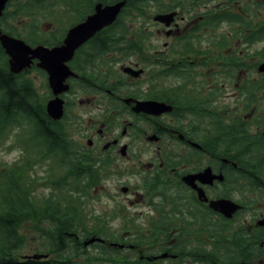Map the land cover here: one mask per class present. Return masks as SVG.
<instances>
[{
    "label": "flooded vegetation",
    "instance_id": "flooded-vegetation-1",
    "mask_svg": "<svg viewBox=\"0 0 264 264\" xmlns=\"http://www.w3.org/2000/svg\"><path fill=\"white\" fill-rule=\"evenodd\" d=\"M16 2L6 4L0 18L2 34L31 48L63 43L71 27L52 46L47 42L53 33L32 44L9 34V27L20 26L4 19ZM187 8V12L178 7L157 13H176L168 28L151 19L154 26L163 27L164 37L97 36L109 26L75 50L66 63L74 75L66 78L68 90L60 95L63 118L71 124L67 140L72 154L99 171L98 185L110 184L121 193V198H112L121 206L118 214H108L125 222L114 234L130 239L126 250L132 258L148 264H211L213 237L223 236L222 244L235 251L237 264H264V150L256 160L262 161L260 165L248 155L253 149L212 148L210 129L213 107H224L218 106V99L226 86L237 94L242 82L253 80L254 90L260 88L264 0H211ZM231 9L247 11L245 29L241 27L238 37H213L207 25ZM115 40L140 41L141 52L137 47L112 45ZM0 51L7 72L18 81H29L37 91L45 89L47 101L53 98L37 59L13 74L1 45ZM254 70L257 77H249ZM216 86L220 94L214 97ZM238 97L242 104L243 95ZM148 103L164 107L150 114L145 111ZM188 178L194 187L185 182ZM199 191L207 201L199 199ZM219 199L240 209L230 218L216 213L209 202ZM137 237L143 238L141 245Z\"/></svg>",
    "mask_w": 264,
    "mask_h": 264
},
{
    "label": "trees",
    "instance_id": "trees-1",
    "mask_svg": "<svg viewBox=\"0 0 264 264\" xmlns=\"http://www.w3.org/2000/svg\"><path fill=\"white\" fill-rule=\"evenodd\" d=\"M117 1L120 0H17L12 6L14 10L6 13L4 19L20 24L18 28L9 27V34L32 44L46 38L38 27L39 23L48 21L58 27H64L65 24V32L91 14L95 4L106 5ZM210 1L126 0L113 25L97 36L117 39L150 37L145 28L146 21L149 23L153 14L173 11L178 7L187 12L189 6L208 4ZM246 13L223 10L220 20L213 17L207 25L211 27V35L238 37L241 27L245 29L243 14ZM221 22L229 28L226 34L218 30ZM128 25L133 27L132 30H129ZM259 34L260 41L264 42V25ZM57 42L58 37L53 33L52 41L48 40L47 44L52 46ZM111 44L137 47L135 49L138 52H141L139 46H142L140 41L131 43L115 40ZM261 61H264V46L261 49ZM259 84V91L264 92V78ZM241 85L242 90L237 91V94L240 97L243 95L242 106L229 108L225 105L223 109L213 107L211 145L212 148L253 149L255 153L248 154L255 159L251 160L252 163L262 165V161L256 160L262 157L259 151L264 150V116L255 112L249 119H244L238 114L250 110L260 99L255 95L252 80L244 81ZM219 94L220 88L216 86L212 95L215 97ZM47 100L48 92L40 95L29 81H18L7 72L4 55L0 51V145H5L7 151L12 147L20 151L16 162H0V264H148L129 255L126 247L130 239L109 233L105 228L85 226V218L81 215L84 201L81 199L91 198L90 192L98 186L100 173L85 159L71 153V142L67 140V127L71 124L64 118L60 121L51 120L45 111ZM220 111L224 112L222 117L218 113ZM251 126L259 130L255 136L248 135ZM36 167H46L48 173L44 185L49 193L45 198H38L35 194ZM55 173L58 176L54 177ZM250 180L254 181L253 178ZM24 223L47 224L43 229L46 240L44 251L33 255L23 253L27 243L25 235L21 233ZM92 237H100L104 242L85 246L84 242ZM135 239L137 244L143 242L142 237ZM223 241V236L213 237L211 264H225L228 260L230 264H237L235 251L222 244ZM112 242L122 244L124 248L111 246ZM95 247V251H89ZM195 249L198 252L199 248ZM36 254L45 255L46 258L33 259L32 256Z\"/></svg>",
    "mask_w": 264,
    "mask_h": 264
},
{
    "label": "water",
    "instance_id": "water-1",
    "mask_svg": "<svg viewBox=\"0 0 264 264\" xmlns=\"http://www.w3.org/2000/svg\"><path fill=\"white\" fill-rule=\"evenodd\" d=\"M8 1L9 0H0V18L2 17ZM125 4L126 0L107 5H103L102 3L95 4L93 13L88 15L84 21L70 28L60 46L52 48L42 45L31 48L26 45L24 41L2 34L0 31V45L5 54L9 57V70L11 73H20L30 66L32 59H37L39 61L37 64L38 67L47 74L49 88L53 95V98L46 103L45 107L46 113L50 119L59 121L63 117V101L60 95L68 90V86L65 85L66 78L74 75L70 72L66 63L71 60L77 48L87 42L96 33L111 26L120 15ZM175 15V12L156 14L152 20L163 24L165 27H169L173 23ZM258 72L264 75V63L259 66ZM162 107H164L163 104L148 103L145 105V111L150 114H156L160 112ZM191 181L192 179L190 178L185 179L188 185L194 187ZM207 183L211 184V180L208 179ZM198 197L200 200L203 199L204 195L202 191H199ZM203 201H207V199L204 198ZM209 207L214 212L227 218H230L233 213L240 209V206L224 199L210 201ZM101 242H103L102 238L92 237L85 241L84 245L87 246ZM111 246L123 247L117 244H111ZM44 257L46 256H32L33 259H41Z\"/></svg>",
    "mask_w": 264,
    "mask_h": 264
},
{
    "label": "rangeland",
    "instance_id": "rangeland-1",
    "mask_svg": "<svg viewBox=\"0 0 264 264\" xmlns=\"http://www.w3.org/2000/svg\"><path fill=\"white\" fill-rule=\"evenodd\" d=\"M170 0H165V2H169ZM262 15V14H261ZM19 23V22H18ZM16 23V24H18ZM147 27L145 30H147L148 33H150V37H153L156 39L160 37H164L163 33V27L162 26H154L151 22V20L146 21ZM39 29L44 32L45 37H49L50 33L56 34V36H61L65 29L66 25L64 24V27H58L56 25L50 24L48 21H43L42 23H39L38 25ZM129 30H132L133 27H130L128 25ZM219 32L226 33L229 28L226 24H223L218 29ZM262 46V44H261ZM252 73V72H251ZM246 77V76H243ZM249 77H257V73L254 70V74H252ZM245 79V78H243ZM242 79V80H243ZM253 81V80H252ZM40 85L43 84L41 77L39 80ZM232 86H226L224 88V91L221 95V97L218 99V106H229V108H233V106H242L241 99L238 98L236 92L232 91ZM45 89L42 87H38V93L40 95L45 94ZM235 93V94H234ZM256 97L260 99V103H258L257 108H251L245 113H238L240 117H247L252 113H261L264 116V92H260L259 90L255 93ZM237 96V97H236ZM236 97V99H234ZM244 102V99H243ZM234 104V105H233ZM232 105V107H230ZM220 116L222 117L223 111L218 112ZM258 128L251 126L248 132L249 136H255V133L258 132ZM20 151L13 148L10 151H7L5 145H0V162L6 163V164H12L16 162V160L20 157L19 156ZM48 173L46 172V167H43L41 169H38V167L35 168L34 175H37L36 177V185L37 190L35 191L36 196L38 198H45L47 197L49 190L44 185L46 182L45 175ZM58 176L57 173H55L54 177ZM125 181V180H124ZM49 187V185H48ZM91 198H82L81 200L84 201L83 206L81 207V215L85 218L84 224L86 227H93L98 226V228H105L109 233H115L119 232L120 229H123V226L125 225V222L119 221L117 219H110L108 213H117L121 206L116 205L114 203L115 200H112L113 196L118 195L119 198H121V193L114 189L110 184L101 183L96 187V189L92 190L90 192ZM114 208V209H113ZM98 218V225L96 224V219ZM47 227V224H37V223H24L21 233L25 235L27 243L26 247L23 250V253L26 255H33L35 253H40L44 251L46 240L44 237L45 229ZM90 250H96V247L94 249Z\"/></svg>",
    "mask_w": 264,
    "mask_h": 264
}]
</instances>
